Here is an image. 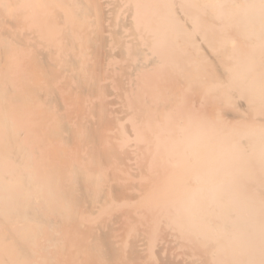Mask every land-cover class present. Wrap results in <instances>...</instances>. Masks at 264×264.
I'll return each instance as SVG.
<instances>
[{
	"label": "bare ground",
	"instance_id": "bare-ground-1",
	"mask_svg": "<svg viewBox=\"0 0 264 264\" xmlns=\"http://www.w3.org/2000/svg\"><path fill=\"white\" fill-rule=\"evenodd\" d=\"M0 264H264V0H0Z\"/></svg>",
	"mask_w": 264,
	"mask_h": 264
},
{
	"label": "rangeland",
	"instance_id": "rangeland-1",
	"mask_svg": "<svg viewBox=\"0 0 264 264\" xmlns=\"http://www.w3.org/2000/svg\"><path fill=\"white\" fill-rule=\"evenodd\" d=\"M123 62H125L124 64H127V61H122V63H123ZM120 64H121V63H120ZM124 64H121L120 66H121V67H126V68H128V66L130 65V63H129V65L127 64L128 66H126V65H124ZM122 65H124V66H122ZM118 66H119V65H118ZM120 66H119V67H120ZM119 67H118V68H119ZM115 69H116V70H115ZM115 69H114L115 71L113 70L115 73H114L113 71H111L110 75H112V74L115 75V74H116V77H117V75L119 76L120 74H119V73H116L118 70H117V68H115ZM122 69H123V68H120L118 72L121 73V71H124V72H125V70H126V73H127V70H128L129 68H128V69H125V68H124V70H122ZM120 70H121V71H120ZM124 72H123V73H124ZM123 73H121L122 76H124ZM126 75H127V74H126ZM102 77H104V75H103ZM109 78H110V77H109ZM106 81L108 82V78L105 79V82L103 81V83H105V84H107V85H108V84L110 85V84L112 83V82H111V83H109V82L107 83ZM109 81H112V80L110 79ZM59 85H60V84H59ZM110 87H111V86H108V88H110ZM111 88L113 89V87H111ZM69 92H70V91H69ZM70 93L72 94V92H70ZM70 93L68 94V91H67V93H66V98H68L69 101H74L76 98H73V99H72V97H70V95H71ZM79 99H80V98H77L76 101H82L81 99H80V100H79ZM208 106H210V105H208ZM73 110L76 112L75 109H73ZM74 111H73V112H74ZM223 113H225V112H223ZM73 114H75V115L77 116L79 113H78V114L73 113ZM73 114H72V115H73ZM221 114H222V113H221ZM68 116H70V114H69ZM78 117H79V115H78ZM127 182H128V181H127ZM129 182H130V181H129ZM131 182H132V180H131ZM117 211L119 212V210H117ZM117 211H116V213H115V216L117 215ZM114 212H115V211H114ZM113 214H114V213H113ZM113 214L111 215V219H112V221L115 220V219H114L115 216H114ZM137 224H138V223H137ZM133 225H134V224H132V226H133ZM136 226H137V225H134L133 227L137 228ZM138 226H139V225H138ZM133 227H132V228H133Z\"/></svg>",
	"mask_w": 264,
	"mask_h": 264
}]
</instances>
